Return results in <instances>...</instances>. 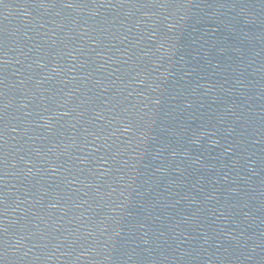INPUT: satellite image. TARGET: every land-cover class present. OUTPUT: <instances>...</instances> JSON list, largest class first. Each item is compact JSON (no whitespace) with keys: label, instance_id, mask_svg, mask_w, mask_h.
<instances>
[{"label":"water","instance_id":"water-1","mask_svg":"<svg viewBox=\"0 0 264 264\" xmlns=\"http://www.w3.org/2000/svg\"><path fill=\"white\" fill-rule=\"evenodd\" d=\"M0 264H264V0H2Z\"/></svg>","mask_w":264,"mask_h":264},{"label":"snow or ice","instance_id":"snow-or-ice-1","mask_svg":"<svg viewBox=\"0 0 264 264\" xmlns=\"http://www.w3.org/2000/svg\"><path fill=\"white\" fill-rule=\"evenodd\" d=\"M0 2H2V0H0ZM40 3H47L49 2V0H39Z\"/></svg>","mask_w":264,"mask_h":264}]
</instances>
